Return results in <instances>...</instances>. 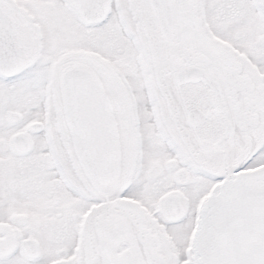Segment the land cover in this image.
Segmentation results:
<instances>
[{
  "label": "snow or ice",
  "instance_id": "snow-or-ice-1",
  "mask_svg": "<svg viewBox=\"0 0 264 264\" xmlns=\"http://www.w3.org/2000/svg\"><path fill=\"white\" fill-rule=\"evenodd\" d=\"M0 264H264V0H0Z\"/></svg>",
  "mask_w": 264,
  "mask_h": 264
}]
</instances>
